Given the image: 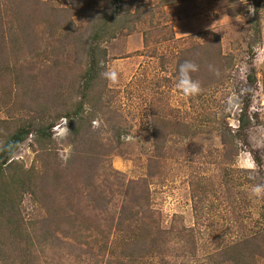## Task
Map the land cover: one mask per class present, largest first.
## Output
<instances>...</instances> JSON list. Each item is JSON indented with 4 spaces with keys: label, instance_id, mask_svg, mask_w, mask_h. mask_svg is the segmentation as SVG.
Segmentation results:
<instances>
[{
    "label": "rangeland",
    "instance_id": "obj_1",
    "mask_svg": "<svg viewBox=\"0 0 264 264\" xmlns=\"http://www.w3.org/2000/svg\"><path fill=\"white\" fill-rule=\"evenodd\" d=\"M41 1L56 10L47 12V17L57 34L64 36L61 27L73 23L82 40L91 32L85 12L91 11L96 19L112 2ZM143 4L153 10L148 47L143 45L147 23L131 33L121 30L116 38L101 44L107 51L105 87L100 83L91 92L93 96L102 93L99 105L92 100L85 106V112L95 111L96 117L89 124L96 132L93 139L103 145L99 153H107L103 157L99 154L101 161L92 171L97 192L108 203L107 210L98 213L86 207L89 190L81 175L75 174L77 170L73 172L76 178L67 173L58 191L66 194L64 199L70 205H80L82 219L91 217L92 221L95 217L106 223L124 203L128 181L148 179L149 202L161 214L163 226L195 227L202 243L211 244L209 250L244 236L264 238V0H143ZM47 24L35 26L37 39L28 38V45L17 57L7 51L0 57V144L27 119L44 114L45 107L52 115H61L79 99L84 50L75 43L65 44L68 54L59 55L63 53L59 37L50 39ZM214 35L220 38L223 54L233 58L234 82L231 88L223 86L218 92L207 93L199 91L196 84L188 87L173 75V57L191 44L209 42ZM52 46L58 53L55 64L51 63ZM3 50L0 48V54ZM252 70L256 84L247 96L252 125L240 139L235 138L237 155L227 161L217 129L219 125L233 132L237 129V103L246 97V77ZM51 135L49 147L55 158H48L64 164L73 154L66 118H59ZM155 145L163 146L160 155ZM36 148L32 134L14 158L25 169L36 167L40 171L43 158ZM42 215L32 198L24 195L21 228L2 229L0 264H11L16 258H25L29 264L95 263L93 256L79 257V236L66 226L60 232L69 235L63 242L59 232L53 233L56 238L46 240V231L37 223ZM86 229L82 241L87 245L99 239L92 229ZM53 230L50 233L48 227V235Z\"/></svg>",
    "mask_w": 264,
    "mask_h": 264
},
{
    "label": "trees",
    "instance_id": "obj_2",
    "mask_svg": "<svg viewBox=\"0 0 264 264\" xmlns=\"http://www.w3.org/2000/svg\"><path fill=\"white\" fill-rule=\"evenodd\" d=\"M55 11L53 7L41 0H0V48L4 49L0 57L6 54V51L9 56L13 53L14 57H17L18 53L28 45V38L37 39L35 26L47 21V27H50L47 32L50 39L59 37L60 43L59 41L57 43L60 44V50L63 52H59V55L68 54L69 50L66 51L65 44L72 46L75 43L82 46L86 56L78 88L79 99L73 105L71 109L73 111L68 110L61 115H52L45 107L44 114H41L39 118L27 119L8 134L6 140L0 144V241H4L2 229L14 227L15 230H19L21 228L20 205L23 196L29 195L43 213L37 223L46 231L45 239L56 238L55 234L63 232L65 226L74 230L79 236L76 237L77 240L75 239L77 249L80 251L79 257L93 256L96 259L94 264L99 262L100 264H258L264 260V238L244 236L233 242L216 245L209 250L211 244L202 243L195 227L175 226L174 223L163 226L161 214L153 209L149 202L148 179L128 181L123 191L126 198L124 203L106 223H100L94 219L95 217L92 221L91 217L82 219L83 211L80 205H70L68 201H65L66 194L58 191L57 188L60 184H64L63 179L68 176L67 173L74 174V170H77L78 173L75 172V174L79 177L81 175L83 186L89 190L86 194L88 203L86 207L90 206V210L98 213L107 210L108 203L104 196L97 192L93 183L94 173L92 174L97 162L101 161L99 150L103 145L95 138L93 139L96 132L91 130L89 124L96 117L95 111L87 113L85 106L92 100L99 105L102 93L99 91L93 96L91 92L95 87L98 88L100 83H103L105 87L104 65L107 61V51L101 47V44L116 38L121 30L131 33L139 24L147 23L148 29L143 32V45L148 47L147 43L151 36L149 31L154 27V21L153 10L147 9L143 0H112L110 5L98 13L96 19L92 17L91 11L85 12L91 21V32L85 40L77 37L73 23L67 27H61L64 33L62 38L47 17V12ZM257 24L256 20V35L259 36ZM74 39L77 41H71ZM54 46L51 48L50 55L53 64L58 63V53ZM7 60L6 57L5 61ZM173 66V75L177 76L179 81L188 87L196 84L198 90L202 92H218L223 86L226 90L231 88L234 82L233 58L223 54L218 35H214L209 42L197 46L191 44L189 48L174 55ZM246 79V97L237 103L240 105L237 129L233 132L223 125H219L217 129L227 161H232L237 155L235 138L244 135L243 132L252 125V118L248 114L247 96H250L256 84V75L253 70L248 73ZM62 117L69 122L73 147L71 158L64 164L53 163L48 158L55 155L49 147L52 142L51 129ZM153 129L154 134L157 135V128L153 127ZM32 134L34 143L37 145L34 151L40 156L39 158H43L40 171L36 167L25 169L14 158L19 146ZM155 148L160 155L163 146L155 145ZM100 155L103 157L107 153L103 152ZM85 171H89L90 174H85ZM152 173H149V177L153 176ZM230 175L227 174V178L231 179ZM85 224L87 225L84 226ZM48 227H50V233L52 228H55L52 235H48ZM85 229H92L93 235H98L99 239L87 245L86 241H82V231ZM53 233H55L54 236ZM60 235L63 238L62 242L66 236H69L64 233ZM70 236L73 235L70 234ZM11 243L13 247H16L15 240ZM1 245L3 246V243ZM45 250L42 246L41 251ZM16 260H11L10 263L29 264L25 258H16Z\"/></svg>",
    "mask_w": 264,
    "mask_h": 264
}]
</instances>
